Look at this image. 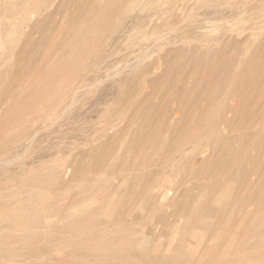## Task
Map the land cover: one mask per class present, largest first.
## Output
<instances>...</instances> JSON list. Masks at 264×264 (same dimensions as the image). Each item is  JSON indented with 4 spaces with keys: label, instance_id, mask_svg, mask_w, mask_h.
Listing matches in <instances>:
<instances>
[{
    "label": "rangeland",
    "instance_id": "1",
    "mask_svg": "<svg viewBox=\"0 0 264 264\" xmlns=\"http://www.w3.org/2000/svg\"><path fill=\"white\" fill-rule=\"evenodd\" d=\"M0 264H264V0H0Z\"/></svg>",
    "mask_w": 264,
    "mask_h": 264
}]
</instances>
